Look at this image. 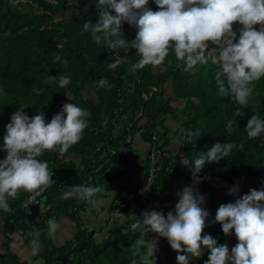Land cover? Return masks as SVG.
<instances>
[{"label":"trees","instance_id":"1","mask_svg":"<svg viewBox=\"0 0 264 264\" xmlns=\"http://www.w3.org/2000/svg\"><path fill=\"white\" fill-rule=\"evenodd\" d=\"M33 1L39 7L0 0V145L12 114L20 108L30 118L42 111L46 122H50L65 103H76L88 112V127L68 153L61 156L58 151H49L40 157L56 173L44 205L53 208L43 212L39 206L25 209L23 202L29 194L21 192L9 200L10 213L0 210L5 233L20 235L29 247V233L38 231L43 245V251L32 261H21L10 250L0 251V264H33L36 259L43 264H131L134 258L139 264V257H133L131 250L139 235L131 232L132 221L127 222L125 230L110 228L98 242L96 232L86 227L82 217V213H95L98 201L116 189L111 216L114 208L129 213L136 206L139 218L143 211H163L165 216L174 212L179 200L175 194L186 187L197 188L203 195L238 185L241 197L251 189L264 188V134L249 139L244 130L252 115L264 119V78L255 82L247 106L241 107L230 96L220 94L215 81L218 66L211 61L185 72L183 63L170 53L158 68L146 66L133 71L131 65L140 58L136 50H120L126 62L112 70L108 64L115 61V54L105 43L96 44L90 33L82 34L85 22L96 23L98 19L94 0L84 11L69 16L71 0ZM149 7L159 10L154 0H150ZM239 28L234 25L237 34ZM121 30L127 41L135 39L137 30L129 24L123 23ZM60 75L68 76L71 83L61 88L58 82L49 80V76ZM101 79L110 87L101 88ZM87 90L94 97L86 96ZM237 110L244 114L236 117ZM228 120L235 121L231 132L226 131ZM169 121L176 127H170ZM139 138L149 146L143 177L134 185L121 187L119 182L129 171V153L134 152ZM174 140L179 143L178 149L171 148ZM216 142L243 147L234 148L219 164H206L197 183L192 171H186L181 162L182 149L194 160ZM5 156L0 151V159ZM151 178V185L145 189ZM81 184L101 187L102 191L90 200L62 199L71 186ZM236 198L226 193L222 204L234 203ZM215 214L209 217L204 234L211 235L218 244H226L221 225L212 223ZM65 215L77 223L78 233L57 247L53 239L47 238V221L54 216L59 222ZM157 237L148 233L144 238L150 241ZM232 240L235 246L238 240L234 231ZM209 254L205 251L190 264H205ZM176 255L169 243L163 244L157 248L156 264H177Z\"/></svg>","mask_w":264,"mask_h":264},{"label":"clouds","instance_id":"2","mask_svg":"<svg viewBox=\"0 0 264 264\" xmlns=\"http://www.w3.org/2000/svg\"><path fill=\"white\" fill-rule=\"evenodd\" d=\"M94 2L98 19L96 23L85 22L82 34L90 33L96 44L105 43L115 54V61L108 64L109 69L114 70L126 62V56L119 55L120 50L129 53L131 49L140 57L131 65L133 71L146 66L158 68L170 53L183 63L185 72H193L198 64L211 61L218 66L215 81L220 94L230 96L241 107L247 106L255 82L264 78V0H154L158 11L149 7L150 0ZM123 23L137 30L131 42L123 37ZM237 24L240 25L238 34L234 31ZM59 59L57 56L56 60ZM49 80L58 82L61 88L71 83L65 75L49 76ZM99 86L110 87L104 79L99 81ZM243 114L237 110L235 115ZM88 115L76 103H65L50 122H46L42 111L31 118L23 108L12 114L0 145V151L6 153L5 158L0 159V210L10 213L9 200L17 198L21 192L29 194L26 206L39 205L37 197L55 182L48 162L40 157L49 151H58L61 156L68 153L82 139L88 127ZM234 122H226V131L231 132ZM244 130L249 139L260 137L264 134V119L252 115ZM236 147L243 145L216 142L194 160L181 158V162L191 169L193 179L199 183L198 174L206 164H219ZM101 191L97 186L73 185L62 199L90 200ZM238 193V185L228 189L227 195L237 198L234 203L221 204L212 221L221 225L226 236L234 231L238 243L231 252L226 244H218L211 235L204 234L210 217L202 207L205 197L197 188L186 187L177 193L175 211L168 212L167 216L157 210L143 211L139 218L134 212L129 214L130 230L139 234L131 247L133 257H139V264H156L157 241L144 238L148 233H155L166 239L176 252L177 264H190L205 251L210 253L205 264H264V188L251 189L242 197ZM53 207H40V211ZM60 227L54 216L49 218L47 238L55 239ZM29 235L32 237L30 253L36 257L43 247L41 233L36 231ZM33 264L43 262L36 259ZM131 264H137V260L132 259Z\"/></svg>","mask_w":264,"mask_h":264},{"label":"crops","instance_id":"3","mask_svg":"<svg viewBox=\"0 0 264 264\" xmlns=\"http://www.w3.org/2000/svg\"><path fill=\"white\" fill-rule=\"evenodd\" d=\"M71 3L72 8L68 16L84 11L89 7L91 1L71 0ZM168 125L172 128L176 127L173 121H169ZM171 148H179V143L177 142V140L173 141V145ZM133 150L134 152L129 153L130 164L128 174L119 182V185L121 187L134 185L143 177V161L148 155L149 146L143 143L139 138ZM116 192H118V189H116L114 193H109L104 198H101L98 201V208L96 209L95 213H82V217L88 229L93 230V226L101 227L102 239L110 228H125L127 222L131 221L128 219L129 214L134 212L135 216H137L140 210L138 207L133 206L129 213H119L116 212V209L114 208V216L112 217L109 213V210L112 208V202ZM59 223L61 226L60 230L58 231L55 239H53L54 244L57 247L64 246L67 242L71 241L78 233L77 223L69 215L63 216L59 220ZM8 250L16 253L21 261H32L35 258L31 256L29 247L26 245L24 239L20 235L14 232H4L3 220L2 217H0V251L7 252ZM42 251L43 250L41 249L39 253H41Z\"/></svg>","mask_w":264,"mask_h":264},{"label":"rangeland","instance_id":"4","mask_svg":"<svg viewBox=\"0 0 264 264\" xmlns=\"http://www.w3.org/2000/svg\"><path fill=\"white\" fill-rule=\"evenodd\" d=\"M169 93H171L170 90H169ZM86 96L94 97V94L91 90H87ZM227 191H228V188H225L220 191L208 192V193L203 194V196L205 197L206 203L202 207H204L205 210H207L210 213V216L214 215L217 209L219 208V206L223 203V200L226 196ZM177 197L178 195L175 194L176 200H177ZM92 228L95 229L93 230L96 232V239L98 242H100L102 240L101 227L93 226ZM126 228L127 227L125 226V228L123 229L125 230ZM155 241H157V248L161 247L163 244L168 243L166 239L160 238V237H157ZM226 245L228 246L229 251L231 252L232 247H234L233 240H232V234L230 236H227Z\"/></svg>","mask_w":264,"mask_h":264},{"label":"built area","instance_id":"5","mask_svg":"<svg viewBox=\"0 0 264 264\" xmlns=\"http://www.w3.org/2000/svg\"><path fill=\"white\" fill-rule=\"evenodd\" d=\"M47 1L50 2V3H55L54 0H47ZM27 3L32 4V5L35 6V7H39V4H38L37 2H34L33 0H14V5L27 4ZM181 158H188V157H187V152H186V150L184 149V147H183L182 152H181ZM154 162H155V156L153 155V164H154ZM185 169H186V171H188V172L191 171L190 168H186V167H185ZM49 170H50L51 172L54 173V175H53V178H54V177H55V174H56L55 171H54V170H51V169H49ZM151 183H152V178L150 179V181H149V183H148V185H147V187H146L145 189H148L149 186L151 185ZM47 190H48V188H46V189L41 193V195L37 197V201H38L39 205H38V204H33V205H28V206H26V205H25V201H26V200H25V201L23 202V207H24L25 209L30 208V207H33V206H39V207H41V208H44Z\"/></svg>","mask_w":264,"mask_h":264}]
</instances>
